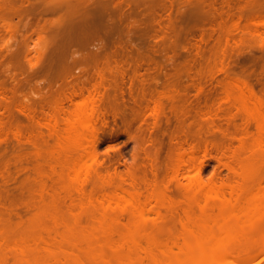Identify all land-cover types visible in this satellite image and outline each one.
Here are the masks:
<instances>
[{
	"label": "rangeland",
	"instance_id": "rangeland-1",
	"mask_svg": "<svg viewBox=\"0 0 264 264\" xmlns=\"http://www.w3.org/2000/svg\"><path fill=\"white\" fill-rule=\"evenodd\" d=\"M253 1L0 0V88L8 96L0 100V221L18 232L39 207L45 208L43 220L49 227L55 217L67 215L70 200L51 175L54 148L26 142L29 135L46 131L23 107L43 115L72 86L91 87L99 70L103 81L105 77L107 124L99 131L98 154L105 170L133 171L150 179L149 160L157 156V180L179 203V186L167 174L168 156L186 135L189 142L210 143L214 151L203 166L204 180H226L228 170L214 158L220 145L235 149L237 129L222 118L223 112L217 118L203 111L224 108L222 68L264 99V18L250 20L245 6ZM235 8L244 11L241 19ZM6 25L15 31L10 28V33ZM107 32L111 38L105 41ZM172 84L179 95L174 101L162 98L160 93ZM196 85L203 90L198 93ZM147 91L162 98L157 124L145 108ZM18 133L24 141H18ZM42 188L47 189L44 200ZM165 209L160 221L173 215ZM177 222L172 227L180 230ZM234 259L237 264H264V250L251 259L233 253L223 262Z\"/></svg>",
	"mask_w": 264,
	"mask_h": 264
},
{
	"label": "bare ground",
	"instance_id": "bare-ground-1",
	"mask_svg": "<svg viewBox=\"0 0 264 264\" xmlns=\"http://www.w3.org/2000/svg\"><path fill=\"white\" fill-rule=\"evenodd\" d=\"M254 1L245 6L252 21L264 18V1ZM240 11L238 19L244 12ZM256 25L251 26L255 31ZM6 26L10 33L15 31ZM243 26L237 27L243 30ZM109 38L107 32L105 41ZM99 72L96 81L91 79L95 82L91 87L72 86L43 115L23 107L46 131L39 130L25 140L34 146H53L51 175L70 204L67 215L55 217L51 227L43 220L44 207H39L18 232L0 221V264H225L223 260L233 253L251 259L263 252L259 244H264V99L222 68L224 108L216 111L207 107L203 112L217 118L223 112L227 124L236 126L232 136L237 141L235 149L231 150L232 142H228L229 147L215 149L218 154L214 159L228 170L229 177L220 183L204 180L203 166L214 157L210 143L201 145L189 142L186 135L179 137L169 152L167 166L170 181L177 183L183 198L178 203L157 180V156L149 160L150 179L147 175L140 179L133 171L103 168L98 154L99 131L107 124V117L102 107L105 77L103 81L104 74ZM172 85L160 93L162 98L174 101L179 95ZM196 87L198 93L203 90ZM144 93L149 96L145 106L149 119L157 124L163 112L162 98ZM5 96L0 88V100H7ZM239 116L242 124L237 126ZM3 125L1 120L0 127ZM16 136L18 141L23 139L20 133ZM46 194L47 189L42 188L41 200ZM165 208L175 216L169 214L170 219L160 221ZM152 215L158 218L154 220ZM175 221L180 230L172 227ZM175 248L178 253H174ZM237 262L234 259L230 264Z\"/></svg>",
	"mask_w": 264,
	"mask_h": 264
}]
</instances>
